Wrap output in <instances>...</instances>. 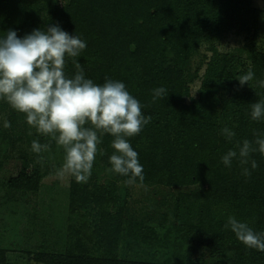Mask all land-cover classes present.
Wrapping results in <instances>:
<instances>
[{
  "label": "trees",
  "instance_id": "1",
  "mask_svg": "<svg viewBox=\"0 0 264 264\" xmlns=\"http://www.w3.org/2000/svg\"><path fill=\"white\" fill-rule=\"evenodd\" d=\"M55 24L87 44L78 57L67 59L66 75L74 76L78 63L96 84L123 82L143 105L144 116L151 117L129 138L144 175L142 184L138 178L134 184L144 186L145 194L134 200L128 177L107 171L114 150L113 137L105 134L100 145L104 155L97 154L87 182L70 175L63 249L28 253V260L205 264L202 254L210 253L226 257L225 264H264V252L246 247L225 228L231 216L264 232V154L250 155L257 163L254 170L251 164L241 166L238 158L230 167L222 163L230 149L238 152L237 142L247 139L258 149L254 141L264 138V118L251 119V105L264 101L258 83L264 80V48L258 42L259 11L253 0H0V37L11 29L22 38ZM232 31L245 33L246 43L220 52L219 41ZM249 69L254 79L241 86L237 79ZM160 87L167 96L154 98ZM0 100V108L9 105ZM6 119L13 124L16 118L10 113ZM225 127L236 133L233 140L222 135ZM0 138L5 143L13 139L8 127L0 129ZM33 140L46 144L50 137L26 135L28 154L5 181L4 196L36 193L46 176L49 151L34 153ZM56 146L51 141L50 149ZM40 155L43 162H38ZM244 167L250 176L243 174ZM171 191H178L177 196L166 195ZM170 199L174 202L164 211ZM173 233L187 246L184 255L173 259L139 260L121 250L123 244L133 249L164 243ZM8 254L0 247V264H10Z\"/></svg>",
  "mask_w": 264,
  "mask_h": 264
},
{
  "label": "clouds",
  "instance_id": "2",
  "mask_svg": "<svg viewBox=\"0 0 264 264\" xmlns=\"http://www.w3.org/2000/svg\"><path fill=\"white\" fill-rule=\"evenodd\" d=\"M87 47L78 35H70L58 25L34 29L30 34L18 37L17 32L9 29L0 37V99L16 111L26 115V122L39 134L49 136L50 142L31 143L36 154L50 151L51 141L63 147L64 162L57 175H71L77 182H87L91 176L97 154L104 155L100 147L105 134L113 137L114 150L109 157L111 167L107 171L128 177L126 184L144 181L143 166L139 154L132 147L129 138L138 135L151 117H145L143 105L118 80L106 79L96 84L85 77L83 68L77 63L76 73L69 77L65 73L68 58L78 57ZM254 72H248L237 80L240 85L249 84ZM264 87V80L259 81ZM167 96L163 87L154 90V98ZM264 118V101L251 105V119ZM90 125V126H86ZM5 127H10L5 122ZM229 141L236 133L225 127L221 130ZM31 134V133H30ZM253 142L247 139L237 142L236 149H230L222 163L230 167L234 158L241 166L251 164L257 167L250 155L256 151L264 154V138ZM40 155L38 162H43ZM243 174L251 172L244 167ZM225 228L235 234L246 247L264 252V232H256L247 222L229 217Z\"/></svg>",
  "mask_w": 264,
  "mask_h": 264
},
{
  "label": "rangeland",
  "instance_id": "3",
  "mask_svg": "<svg viewBox=\"0 0 264 264\" xmlns=\"http://www.w3.org/2000/svg\"><path fill=\"white\" fill-rule=\"evenodd\" d=\"M253 6L259 11L258 42L260 47L264 48V0H253ZM245 35V33L230 32L219 41L218 50L229 53L242 47L246 43ZM196 87L197 83L194 84L192 95H195ZM10 113L16 118L15 123L8 127L12 133V142L5 143V139L0 138V247L8 249L10 264H36L33 260H28V253L60 251L66 242V229L70 222L66 192L70 175L63 177L57 175V170L62 167L65 156L63 147L57 145L56 148L50 149V153H46L49 169L43 168L47 170L46 176L36 193L10 192L9 195L4 196L5 181L15 175L20 158L28 154L26 135L38 133L34 127L27 124L25 114L10 108L9 105L0 108V129L5 127L4 124L9 119L6 118ZM18 137L22 138L17 140ZM127 188L134 200L143 199L144 186L129 184ZM177 193L178 191H171L166 195L177 196ZM173 202L174 200L170 199L163 206V210L170 208ZM164 241L166 242L161 241L153 246L140 244L133 249L123 244L121 250L133 258L148 261L173 259L176 255L185 254L186 242L180 235L173 233ZM202 255L205 264H225L227 260L226 257L210 253Z\"/></svg>",
  "mask_w": 264,
  "mask_h": 264
}]
</instances>
